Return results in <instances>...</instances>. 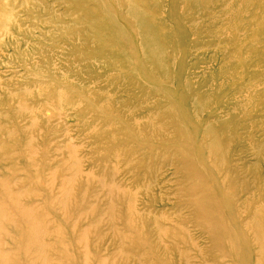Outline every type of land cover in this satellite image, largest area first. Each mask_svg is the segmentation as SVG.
<instances>
[{
  "label": "rangeland",
  "instance_id": "rangeland-1",
  "mask_svg": "<svg viewBox=\"0 0 264 264\" xmlns=\"http://www.w3.org/2000/svg\"><path fill=\"white\" fill-rule=\"evenodd\" d=\"M132 2L0 0V264H264V0Z\"/></svg>",
  "mask_w": 264,
  "mask_h": 264
},
{
  "label": "bare ground",
  "instance_id": "bare-ground-1",
  "mask_svg": "<svg viewBox=\"0 0 264 264\" xmlns=\"http://www.w3.org/2000/svg\"><path fill=\"white\" fill-rule=\"evenodd\" d=\"M127 2H128V13H129V15L132 17V18H134V19H136L137 20V23H138V26H139V29H142V26H143V23H142V21H139L138 20V16H137V13L139 12V8L137 7L136 8V6H135V4L132 2V0H127ZM136 8V9H135ZM142 14H145L144 12H143V10H142V12H141V15ZM116 26V25H115ZM112 27V26H111ZM113 30L115 31V33H116V35H118V34H122V35H124L125 33H124V30H123V28L121 29V27H119V26H117V27H114L113 26ZM140 32H142V30H140ZM147 33V31H146V29H145V34ZM141 36H142V34H141ZM143 39H145V36H144V34H143ZM71 182H69V184H70ZM41 226V223H39V222H35L34 223V225H32V223H30V229H29V232L30 233H34V232H37L38 230H37V228L38 227H40Z\"/></svg>",
  "mask_w": 264,
  "mask_h": 264
}]
</instances>
